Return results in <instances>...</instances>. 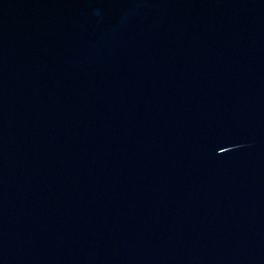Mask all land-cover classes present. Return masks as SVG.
Instances as JSON below:
<instances>
[{"label": "water", "instance_id": "water-1", "mask_svg": "<svg viewBox=\"0 0 264 264\" xmlns=\"http://www.w3.org/2000/svg\"><path fill=\"white\" fill-rule=\"evenodd\" d=\"M0 264H264V0H0Z\"/></svg>", "mask_w": 264, "mask_h": 264}]
</instances>
